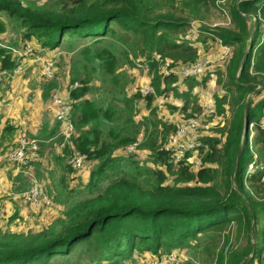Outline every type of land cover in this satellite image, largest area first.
Listing matches in <instances>:
<instances>
[{
	"label": "trees",
	"instance_id": "obj_1",
	"mask_svg": "<svg viewBox=\"0 0 264 264\" xmlns=\"http://www.w3.org/2000/svg\"><path fill=\"white\" fill-rule=\"evenodd\" d=\"M221 3L49 0L37 5L0 0V14L23 46L33 44V53L60 49L68 59L75 127L70 145L52 156L61 174L50 193L61 214L37 232L0 224V264H136L137 253L152 258L173 250L188 255L184 264H264V0ZM217 7L228 11L233 27L205 25ZM193 21L201 24L204 36L190 40L186 33ZM5 29L0 23V32ZM251 35L250 52L241 64ZM208 39L236 49L224 96H215L219 114L227 100L234 113L218 135L200 138L197 151L203 164L194 170L192 151L177 161L174 151L164 147L177 124L157 118V107L143 116L138 107L152 105L156 96L173 95L182 105H169L171 113L187 114L196 101L195 87L211 73L200 80L183 77L185 89L179 90L175 69L200 59L196 42L207 47ZM16 56L0 47V70L12 73L22 63ZM137 60L153 77V92L147 95L127 88L124 68L136 67ZM167 60L169 72L161 73ZM56 87V78L43 82V97L48 100ZM54 121L29 138H38L40 147L55 140L62 126L55 114ZM17 129L9 123L0 128V154ZM136 142L134 153L125 152ZM142 150L148 151L147 161L139 158ZM75 152L85 156L88 166L87 180L76 185L69 163ZM13 175L12 191L21 193L31 185L27 174L15 168Z\"/></svg>",
	"mask_w": 264,
	"mask_h": 264
},
{
	"label": "rangeland",
	"instance_id": "obj_2",
	"mask_svg": "<svg viewBox=\"0 0 264 264\" xmlns=\"http://www.w3.org/2000/svg\"><path fill=\"white\" fill-rule=\"evenodd\" d=\"M28 2H34L37 5L46 4L49 0H26ZM227 0H222L225 3ZM221 3V4H222ZM0 23L6 25V29L0 32V47L11 49L14 55H17L16 60L21 59V65L23 71L21 74L10 77L5 75L0 82V128L6 123L16 126L17 132L9 142L7 146L1 150L0 164H3L2 170H0V224L5 228H11L12 230L19 232H37L43 227L48 226L51 221L59 216L62 212V207L56 203L53 199V195L50 193V185H52L58 175L61 174V169L58 167L57 162L54 161L53 155L59 153L60 145L55 142L60 135V129L58 130L55 140L47 142L46 145L40 147L39 155L35 159L36 163L32 166V173L37 178L42 190L48 194L52 200L51 204H35L34 202L23 198L21 193L25 192L30 186L21 193L12 191V178L15 172L14 165L9 162V155L16 146L17 136L21 132H25L27 135H37L40 132H44L46 128H50L54 121L55 105L53 103V97L55 94L64 95L67 92V76L69 72L68 59L62 55L60 49L50 50L45 49L43 51H31L33 50V44L30 45V51H25V46L19 40L18 33L14 31L8 19L2 13L0 14ZM207 27H233L228 11L222 10L221 7H217L212 10L210 19L206 22ZM201 24L193 21L188 28L186 36L190 40H194L199 34ZM34 42V41H33ZM36 45V42H34ZM207 47H205L202 41L196 42L199 46V52L201 53L200 60L208 62L206 70L197 75L198 80L210 71L211 77L205 84H200L195 87L194 93L196 94V101L191 102V109L185 114L180 110H175L171 113L168 108L169 105L180 107L181 101L176 99L173 95L164 99L160 96H156L152 105H148L145 102L139 104L140 114L149 115L151 109L157 107V118L169 120L177 127L188 120L194 118L199 123V135H218L219 130L227 125L228 121L232 118L234 109L230 105L229 100L226 101L224 107V114H219L217 105L215 102V96H224L223 85L228 81V67L235 56L236 49L228 47L224 49L219 41H213L208 39ZM64 56V57H63ZM136 67L126 66L124 69L127 71L128 79V91L134 93L136 90L141 89L144 86H151L152 74L148 66L140 64L137 60ZM53 64L52 72L53 76L45 74V64ZM170 61L167 60L160 68L161 73L169 72L168 65ZM18 65V66H19ZM17 66V67H18ZM183 64L178 65L175 69V73L179 77L178 88L184 90L185 86L181 83L183 75L181 73ZM16 67V68H17ZM218 70V71H217ZM221 73H218V72ZM12 72V71H11ZM216 72V73H214ZM20 75V76H19ZM57 79V87L52 91L51 96L46 100L42 95V84ZM155 95V94H154ZM247 94L246 99L249 98ZM188 114H192L188 116ZM252 137L256 133L254 125H251ZM139 141H141L139 139ZM139 144V143H138ZM192 157L190 162L193 164V169H198L202 164V157L198 151H192ZM148 151L142 150L139 158L142 161L148 160ZM71 164L72 158L69 159ZM150 163V162H149ZM152 165V163H150ZM70 177L76 179L74 184L84 182L88 178V166L83 164L79 170H72ZM172 183V178L169 179ZM18 212V218L6 224V218ZM232 241V240H231ZM244 243V240L241 241ZM137 257L136 264H147L151 259L149 253L135 254ZM179 264H184L181 262ZM196 264H202L196 262Z\"/></svg>",
	"mask_w": 264,
	"mask_h": 264
},
{
	"label": "built area",
	"instance_id": "obj_3",
	"mask_svg": "<svg viewBox=\"0 0 264 264\" xmlns=\"http://www.w3.org/2000/svg\"><path fill=\"white\" fill-rule=\"evenodd\" d=\"M24 52L30 51V45H26ZM33 52V50H31ZM208 62L198 59L195 63L183 66L182 75L184 77L197 76L202 74L207 68ZM53 64H45V74L53 76L52 72ZM23 67L19 65L12 73L4 72L0 70V82L5 75L10 77L16 76L22 73ZM1 84V83H0ZM143 95H147L153 92L151 86H144L140 89ZM53 103L55 105V117L61 123L60 143L61 148H65L70 145L72 137L75 135V127L71 119L72 105L70 100V90H67L64 95L55 94L53 97ZM199 123L194 118H189L177 127L174 134L164 142V147L167 150H173L175 159L181 160L188 151H197L201 146L199 135ZM138 146V142L129 144L125 152L134 153ZM40 151V140L38 138H29L25 132H21L17 136L16 146L10 153L8 159L9 162L14 165L17 172L25 173L31 180V186L25 192L21 193L23 198L28 199L35 204H51L52 200L46 192H44L37 180L33 175L30 165L38 157ZM85 156L79 152H75L72 156L71 164L74 169L79 170L82 168L85 162ZM191 159V158H190ZM1 183V179H0ZM187 254L180 250H173L169 253L162 254L160 256L152 257L147 264H179L181 262L188 261Z\"/></svg>",
	"mask_w": 264,
	"mask_h": 264
},
{
	"label": "water",
	"instance_id": "obj_4",
	"mask_svg": "<svg viewBox=\"0 0 264 264\" xmlns=\"http://www.w3.org/2000/svg\"><path fill=\"white\" fill-rule=\"evenodd\" d=\"M252 39H253V35H251V37H250L249 45H248V48H247V50H246V52H245V54L243 56V59L241 61V64L243 63L244 59L246 58V56L250 52V49H251V46H252ZM245 127H246V114H245ZM240 152H241V148H240V150L238 152V156H237L238 158H239ZM252 235H253V231H252Z\"/></svg>",
	"mask_w": 264,
	"mask_h": 264
}]
</instances>
